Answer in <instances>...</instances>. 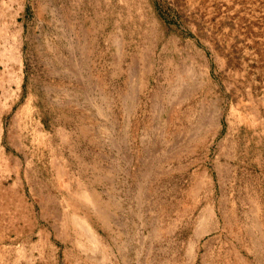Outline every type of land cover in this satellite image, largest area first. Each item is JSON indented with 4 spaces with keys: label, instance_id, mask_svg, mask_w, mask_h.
Listing matches in <instances>:
<instances>
[{
    "label": "rangeland",
    "instance_id": "374dc122",
    "mask_svg": "<svg viewBox=\"0 0 264 264\" xmlns=\"http://www.w3.org/2000/svg\"><path fill=\"white\" fill-rule=\"evenodd\" d=\"M0 264H264V0H0Z\"/></svg>",
    "mask_w": 264,
    "mask_h": 264
},
{
    "label": "bare ground",
    "instance_id": "6f19581e",
    "mask_svg": "<svg viewBox=\"0 0 264 264\" xmlns=\"http://www.w3.org/2000/svg\"><path fill=\"white\" fill-rule=\"evenodd\" d=\"M218 119V118H217ZM215 121H217V120H215ZM215 124V123H214ZM94 237V236H93ZM94 239V238H93Z\"/></svg>",
    "mask_w": 264,
    "mask_h": 264
}]
</instances>
